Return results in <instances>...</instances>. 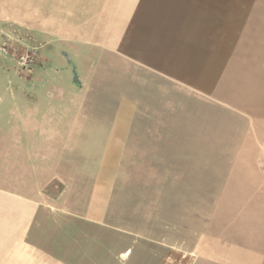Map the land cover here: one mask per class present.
<instances>
[{"label":"rangeland","instance_id":"374dc122","mask_svg":"<svg viewBox=\"0 0 264 264\" xmlns=\"http://www.w3.org/2000/svg\"><path fill=\"white\" fill-rule=\"evenodd\" d=\"M111 5L126 10L138 34L137 46L128 39V58L152 55L174 82L133 60L108 61L142 82L130 135L122 143L111 135L109 153L108 135H46V157L42 135H0V186L10 177L15 195L30 198L31 244L75 258L97 254L86 244L108 246L110 259L145 245L132 253L173 254L170 264H264V0ZM27 8L23 19L18 8L10 18L0 6V131L7 91L42 84L58 51L42 29V5ZM105 48L95 46L125 54ZM57 81L67 84L64 75ZM54 162L62 178L42 186V166ZM93 196L104 202L90 204ZM87 206L94 220L85 219ZM183 245L201 250L178 251Z\"/></svg>","mask_w":264,"mask_h":264},{"label":"crops","instance_id":"0c3cea01","mask_svg":"<svg viewBox=\"0 0 264 264\" xmlns=\"http://www.w3.org/2000/svg\"><path fill=\"white\" fill-rule=\"evenodd\" d=\"M38 1L42 5L39 11L42 29L47 36L59 41L58 51L57 54L52 52L50 67L42 70V84L34 88L18 85L7 91V126L0 135H42V157L47 156L46 135H108L102 149L109 153L114 147L110 143L111 135H115L119 143L130 135L140 106L136 87H142V82L139 83L132 74L128 77L120 68L116 71L108 61L118 59L125 65L127 60H133L145 71L171 82H174V72L168 65L159 66L152 55L128 58L124 51L128 39L136 40L137 46L138 34L131 35L132 21L128 20L126 10L111 5L112 0ZM30 3L31 0H0L2 11L10 18L18 8L17 12L21 11L25 19ZM96 45L125 54H103L95 50ZM60 75L66 77V85L58 83ZM87 109L89 115L85 113ZM96 109L98 116L94 113ZM49 139L52 144V137ZM44 164L46 160L42 159ZM105 170L111 171V167L106 165ZM42 172L49 173L42 177V186L62 178L57 162L50 167L42 166ZM14 183L7 177L0 186V264H170L166 257H175L171 254L159 260L158 250L149 257L132 253L134 249L139 250L136 248H148L145 245L126 246L117 259L108 258L104 252L109 247L105 245H82L97 254H80L78 258L75 255L59 256L44 247L32 245L31 200L24 194L16 196ZM109 185L107 182L98 187ZM65 186L70 187L69 184ZM101 200V197L93 196L90 204L103 203ZM90 209L86 207L84 217L94 220L97 216ZM200 250L201 247L191 249L186 245L178 249L181 252Z\"/></svg>","mask_w":264,"mask_h":264}]
</instances>
